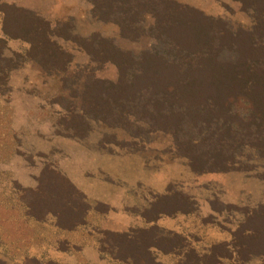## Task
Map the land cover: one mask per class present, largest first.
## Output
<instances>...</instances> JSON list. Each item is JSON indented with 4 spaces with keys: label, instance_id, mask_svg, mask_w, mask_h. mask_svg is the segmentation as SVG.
Segmentation results:
<instances>
[{
    "label": "rangeland",
    "instance_id": "obj_1",
    "mask_svg": "<svg viewBox=\"0 0 264 264\" xmlns=\"http://www.w3.org/2000/svg\"><path fill=\"white\" fill-rule=\"evenodd\" d=\"M149 1L52 0L38 15L52 42L4 51V264L33 246L64 248L41 209L71 198L53 169L87 188L119 187L111 206L148 228L140 242L185 251V264H264V125L251 129L264 111V0ZM9 6L0 0V27L9 19L15 34L43 40ZM39 187L37 220L20 197Z\"/></svg>",
    "mask_w": 264,
    "mask_h": 264
},
{
    "label": "crops",
    "instance_id": "obj_2",
    "mask_svg": "<svg viewBox=\"0 0 264 264\" xmlns=\"http://www.w3.org/2000/svg\"><path fill=\"white\" fill-rule=\"evenodd\" d=\"M17 7L29 10L36 15H48L53 7L52 0H5ZM51 6V7H50ZM52 8V9H50ZM57 9V7H56ZM4 23V22H3ZM5 39L3 25L0 27V39ZM21 39H8L9 47L20 52ZM84 196L88 209L84 222L69 227L60 228L56 217L50 223L58 235L59 244L64 248L37 247L29 249L28 254L16 263L27 264L28 260H35L37 264H183L184 252H164L142 242L139 245V232L148 228L138 226L137 219L132 214L115 209L111 205V194L118 192L119 187L103 185L102 187H85L86 181L69 180ZM86 182V183H84ZM85 184V185H83ZM82 185V186H80ZM103 206L104 210L99 207ZM111 208H110V207ZM144 230V231H143ZM99 235V236H98ZM100 235L104 237H100ZM175 260H174V258Z\"/></svg>",
    "mask_w": 264,
    "mask_h": 264
},
{
    "label": "trees",
    "instance_id": "obj_3",
    "mask_svg": "<svg viewBox=\"0 0 264 264\" xmlns=\"http://www.w3.org/2000/svg\"><path fill=\"white\" fill-rule=\"evenodd\" d=\"M91 1L94 5L95 8L98 6L96 0H89ZM144 1L146 0H128V5H126V7L131 6L132 9H138L139 5L142 4ZM164 2H168L167 0H163ZM147 2H150L149 0H147ZM118 4L123 3L122 1H117ZM171 3V2H170ZM12 7L16 12L22 13V14H26L30 17V21L31 22H35L37 23L35 28H34V23L33 26H29L28 31L31 32V34L33 33L35 36H40V34L42 33L43 35V40L39 39V38H30V37H25L23 38V36L21 35H17L14 33V30H12L10 28V22L6 19H4V23H3V33L5 35V39H0V61H4L5 57H4V51L7 49L8 46V39H21L23 41L28 42L31 45V50L33 48L34 51H36L38 48L39 49H44L45 46V42L51 43L52 41L49 40V38L53 37L54 35H56V33L52 30L51 25L49 23H47L44 19H42L41 17H39L38 15H36L35 13L23 9V8H19L16 6H9ZM5 15L6 12H3ZM41 24L43 26H45L46 28H43L41 26ZM120 25V24H119ZM41 32V33H39ZM55 47H58L55 43H52ZM46 49V48H45ZM58 53H64L60 48H58ZM39 63H41V65L43 64L42 61L38 60ZM67 63V60L65 61ZM44 65V64H43ZM196 82V81H195ZM197 83V82H196ZM191 84V83H189ZM117 114L116 118L118 120H125V121H129L128 116H132L131 112L129 111H123V110H116L115 112ZM256 119L253 120L255 124V126L251 125V129H256L258 130L261 134H263V127L262 125H264V111L261 113H258L256 115ZM258 121V122H257ZM252 132V131H251ZM232 168H228L225 165L222 166V168L219 171H227L230 170ZM52 173L56 174L57 177L60 178L61 180V187H64L65 190H69L70 194L68 195L71 198H64V202L61 200L63 197V194L58 195L55 194L54 198L52 200L53 208L47 209V208H41L43 210V212L47 215H52L54 217H56L57 219V224L60 228L63 229H70L69 227H74L77 224L83 223L84 222V218H85V213L88 209V204L85 202L84 196L80 193V191L69 181V179L65 178L63 175H61L59 172H57L56 170H52ZM38 192V193H37ZM23 194L20 197V200L23 202V204L26 207V211H27V216L28 217H32L35 218L37 220H39V216L36 214V211H38V208L36 210L35 205H33L32 203V197L35 194L39 195H44L45 192L42 190V187H39L37 189L36 192L32 191V190H24L22 192ZM66 195V194H65ZM62 201V202H60ZM48 202L45 203V205H47ZM44 205V206H45ZM40 209V210H41ZM39 217V218H38ZM142 242L139 241V245L141 246ZM147 245V244H146ZM152 246L154 248H157L160 250V248H158L157 246H154L152 244ZM149 247V245H148ZM163 251V250H162ZM194 254L196 253L195 251ZM186 257V256H185ZM187 259V257L185 258ZM0 264H4L2 261H0ZM27 264H37V262L35 260H28ZM142 264V263H141ZM144 264V263H143ZM185 264V262L183 263Z\"/></svg>",
    "mask_w": 264,
    "mask_h": 264
}]
</instances>
